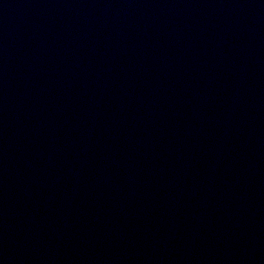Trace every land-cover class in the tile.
<instances>
[{"label": "water", "instance_id": "obj_1", "mask_svg": "<svg viewBox=\"0 0 264 264\" xmlns=\"http://www.w3.org/2000/svg\"><path fill=\"white\" fill-rule=\"evenodd\" d=\"M0 264H264V0H0Z\"/></svg>", "mask_w": 264, "mask_h": 264}]
</instances>
